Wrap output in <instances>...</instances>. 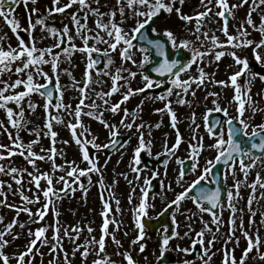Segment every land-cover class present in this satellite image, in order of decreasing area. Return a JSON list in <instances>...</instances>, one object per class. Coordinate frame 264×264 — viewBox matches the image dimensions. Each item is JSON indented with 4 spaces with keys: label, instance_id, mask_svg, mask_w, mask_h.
<instances>
[{
    "label": "rangeland",
    "instance_id": "374dc122",
    "mask_svg": "<svg viewBox=\"0 0 264 264\" xmlns=\"http://www.w3.org/2000/svg\"><path fill=\"white\" fill-rule=\"evenodd\" d=\"M162 9L155 32L195 59L159 96L142 95L159 83L144 79L150 50L132 35ZM253 33L264 35V0H21L11 12L0 0V264H155L167 248L177 264H264V158L227 169L232 193L213 220L187 195L227 144L223 127L209 136L210 110L264 128V74L253 68L264 44ZM49 78L52 104L38 90ZM176 119L188 120L187 140ZM116 134L129 138L115 154L89 155ZM161 155L156 172L144 167ZM150 177L162 186L146 199ZM170 207L163 226L145 225Z\"/></svg>",
    "mask_w": 264,
    "mask_h": 264
},
{
    "label": "water",
    "instance_id": "95a60500",
    "mask_svg": "<svg viewBox=\"0 0 264 264\" xmlns=\"http://www.w3.org/2000/svg\"><path fill=\"white\" fill-rule=\"evenodd\" d=\"M18 0H6V4H10L11 8L14 7V5L17 3ZM167 15H160V16H152L150 18V21L144 26L140 32L137 33L135 42L142 43L147 46L152 47V54L151 56L153 58H156L159 62L157 63L158 69L154 72H151L148 70L150 75H155L158 78L165 77L168 78L170 74L174 73L177 74L183 67H185L187 64H189L192 61V54L188 51L179 50L178 54L182 56L181 59L173 58L175 55L171 54V48L166 47L163 43L168 42V40L162 35L158 34L155 36L153 34L154 27L162 20L166 19ZM153 37H158L153 38ZM163 44L160 45V44ZM166 44V43H165ZM160 45V46H159ZM171 54V55H170ZM174 54V53H173ZM152 73V74H151ZM157 78V79H158ZM233 137H237L233 140V144L228 152H226L224 155L221 156L219 161H217V166L214 167V181L215 184L213 186L214 188L210 189L209 185H205V188H201L199 185L194 187L191 191L192 193H195L196 196H198V199L205 200L207 202H210L211 206L213 207V211L217 212L219 209V206L221 202L226 198L227 196V189L223 187V179H222V173L223 169L227 164H231V161L233 157L236 155L242 157L243 150L241 148L245 146H249L250 152H255L257 155L262 154V150L264 149V142L261 141L262 147H260V143H256V139L253 138L251 141V145H249V141H246L241 145L242 138L240 135H238L237 132L233 134ZM240 139V140H238ZM123 142V138L117 137L116 141L108 146L104 151L107 154H111L117 147H119ZM219 162H221L219 167ZM204 187V186H202ZM201 188V189H199ZM214 212V213H215ZM199 250L195 249L193 253V257H198ZM169 260V252H166L165 256L163 255L162 258L159 260L158 264H168Z\"/></svg>",
    "mask_w": 264,
    "mask_h": 264
}]
</instances>
